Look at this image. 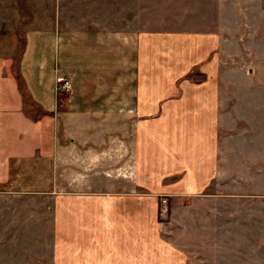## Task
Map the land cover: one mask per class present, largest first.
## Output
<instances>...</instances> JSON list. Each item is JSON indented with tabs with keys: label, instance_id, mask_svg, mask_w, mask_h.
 Instances as JSON below:
<instances>
[{
	"label": "crops",
	"instance_id": "1",
	"mask_svg": "<svg viewBox=\"0 0 264 264\" xmlns=\"http://www.w3.org/2000/svg\"><path fill=\"white\" fill-rule=\"evenodd\" d=\"M177 2L173 20L146 27L139 17L68 18L58 0L52 22L42 7L20 35L0 32V187L19 183L23 164L55 158L57 226L63 241L72 234L59 249L79 251L57 264H161V249L145 245L158 204L144 203L203 195L224 170L226 23L184 21L193 5ZM60 76L72 93L58 90ZM93 164L112 180L99 190L84 179Z\"/></svg>",
	"mask_w": 264,
	"mask_h": 264
},
{
	"label": "rangeland",
	"instance_id": "2",
	"mask_svg": "<svg viewBox=\"0 0 264 264\" xmlns=\"http://www.w3.org/2000/svg\"><path fill=\"white\" fill-rule=\"evenodd\" d=\"M57 1L0 0L1 34L19 32L20 35L23 24L38 17L42 7H47L43 13L47 11L48 22H52L51 5ZM173 1L61 0V3L67 9L68 18L96 15L102 20L128 18L136 23L139 17L147 27L155 20H173L170 14ZM176 1L193 5L184 21L198 22L207 20L208 16L210 22L220 18L226 23L224 170L203 195L177 198L162 195L156 202L146 201V212L158 204L159 213L157 217L144 219L149 239L145 245L161 249L164 255L160 258L161 264H166L165 261L264 264V0H224V9L219 8L220 0L218 3L217 0ZM213 2L217 5H208ZM181 8L185 6L175 7ZM17 49L19 54L21 41ZM61 78L68 80L58 77V90L67 95L72 93L71 82L70 90L61 88ZM63 107L65 113H72L67 111V106ZM33 112L40 117L38 110ZM60 127L65 132L71 130L69 124L62 127L60 122ZM94 165L85 170L84 179L95 176L94 188L99 190L101 181L105 182L106 171L103 164ZM64 172L72 177V169ZM112 173L115 178V171ZM128 174L131 177L132 170ZM16 178L19 183L0 187V264H57L59 257L70 261L79 258V251L73 249L71 242L65 245H70L68 248L59 249L64 242H69L72 234H65L63 241L57 226V198L61 187L57 185L55 158L23 164ZM152 227L160 228L159 233L154 234L157 230ZM89 243L92 247L95 244ZM170 253L173 257L165 258ZM152 261L156 263L159 259Z\"/></svg>",
	"mask_w": 264,
	"mask_h": 264
},
{
	"label": "built area",
	"instance_id": "3",
	"mask_svg": "<svg viewBox=\"0 0 264 264\" xmlns=\"http://www.w3.org/2000/svg\"><path fill=\"white\" fill-rule=\"evenodd\" d=\"M60 80L63 82L61 86L62 89L67 90V91L71 89V84L69 80H64L62 78Z\"/></svg>",
	"mask_w": 264,
	"mask_h": 264
}]
</instances>
